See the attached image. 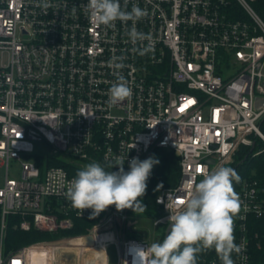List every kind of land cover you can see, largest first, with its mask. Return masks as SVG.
Segmentation results:
<instances>
[{
    "label": "built area",
    "instance_id": "2783aa9c",
    "mask_svg": "<svg viewBox=\"0 0 264 264\" xmlns=\"http://www.w3.org/2000/svg\"><path fill=\"white\" fill-rule=\"evenodd\" d=\"M255 1L120 0L122 10L137 5L148 12L135 27L151 39L134 44L126 36L131 21L95 25L81 7L88 0H50L47 9L41 0H0V264H30L32 251L43 264H55L54 242L5 252L9 215L21 218L22 230L50 232L70 228L73 217H93L91 209L72 207L66 191L75 176L48 166V157L81 168L122 157L128 171L134 157L147 159L156 148L175 151L178 183L158 193L163 215L151 218L157 229H167L170 211L182 207L205 169L230 162L240 145L253 147L254 139L262 143L255 155L264 152V20ZM148 46L151 51L140 55ZM119 56L125 57L119 72L132 95L110 106L108 90L116 80L110 61ZM11 163L18 166L17 179L8 177ZM259 192L256 180L237 192L242 206L234 236L241 252L232 254L234 264H254L256 236L248 220L264 215ZM95 217L79 237L103 251L104 264L111 244L117 264H134L133 249L152 244L127 236L136 230L128 209L111 205Z\"/></svg>",
    "mask_w": 264,
    "mask_h": 264
},
{
    "label": "clouds",
    "instance_id": "9594fccd",
    "mask_svg": "<svg viewBox=\"0 0 264 264\" xmlns=\"http://www.w3.org/2000/svg\"><path fill=\"white\" fill-rule=\"evenodd\" d=\"M39 6L47 9L53 5L50 0H41ZM81 7L95 25L113 27L117 20L125 24L131 21L133 26L126 36L134 44L151 39L135 27L148 15L146 9L133 5L131 11L122 10L120 0H88ZM71 11L75 15L77 7L74 5ZM149 51L150 46L140 49L139 54ZM124 59L119 56L110 61L116 75L108 90L110 106L132 95L131 87L119 72L125 67ZM158 162L153 157L144 160L134 157L128 161L129 170L125 171L122 157L104 166L93 161L77 171L69 182L66 197L81 213L91 209L93 217L111 205L118 211L145 212L147 206L141 198L146 194L147 181ZM114 167H118V171H113ZM201 175L199 182L193 181L182 207L169 210V231L163 241L133 249L134 264H197L198 255L208 250H214L222 264H234L232 254L241 252V246L235 243L234 220L241 211L242 201L234 190L233 181L239 183L241 177L235 169L224 166L211 171L205 169Z\"/></svg>",
    "mask_w": 264,
    "mask_h": 264
},
{
    "label": "trees",
    "instance_id": "16d2710c",
    "mask_svg": "<svg viewBox=\"0 0 264 264\" xmlns=\"http://www.w3.org/2000/svg\"><path fill=\"white\" fill-rule=\"evenodd\" d=\"M253 7L264 20V0H257L253 3ZM262 148V143L258 139H254V146L240 145L232 156L230 162L224 164V167H231L236 170L241 177L239 183L233 181V187L237 193L243 183L248 180H256L260 189L259 195L264 200V152L255 155V152ZM156 160L159 162L153 166L151 175L147 181V190L142 202L147 206L145 212L138 213L139 218H155L160 216L161 208L155 203V198L163 189L174 188L180 177L179 157L177 153L171 149L156 148L153 150ZM48 166H58L64 168L69 175L76 176L77 171L82 170L75 163L66 162L57 157H48ZM104 166V165H102ZM106 170H111L107 169ZM113 171H118L113 168ZM52 207L55 208V202L52 201ZM134 213L130 210V214ZM62 215H59L61 218ZM99 217L91 218H72V226L67 229H57L55 231H43L34 227L28 230L19 228L21 218L18 215H9L7 217L6 233L3 240L5 252L28 246L37 242H51L62 238L79 237L88 234L89 229L97 223ZM158 235L155 237L156 242H162L165 238L166 227H160ZM248 230L251 236H256L251 245V257L254 264L264 263V215L259 218L250 217L248 220ZM235 232V229H234ZM144 234L140 230L131 229L127 236L138 238V235ZM214 254L211 250L198 255L197 264H209L208 261ZM215 264H222L218 256ZM203 259L206 261L203 262Z\"/></svg>",
    "mask_w": 264,
    "mask_h": 264
},
{
    "label": "rangeland",
    "instance_id": "374dc122",
    "mask_svg": "<svg viewBox=\"0 0 264 264\" xmlns=\"http://www.w3.org/2000/svg\"><path fill=\"white\" fill-rule=\"evenodd\" d=\"M149 157L157 159L153 152ZM75 164L80 167L82 166L81 163ZM8 177L13 179L19 178V169L17 165L12 163L9 165ZM4 179L5 167H0V187H2ZM130 210L131 209H128L129 214ZM130 215L134 218H132V220L136 222L135 228L146 233V235H138V238L147 240L149 243H154L155 237L159 233V229L152 225V220L148 218H139L136 213H132ZM80 239L81 241L84 240V242H81ZM87 240L90 241V238ZM51 242H54L53 244L58 246L54 253L55 264H89L87 259L92 258L93 252L95 251V249L91 247V243L88 241L86 242V239H82V237H68ZM106 256L108 259L107 264H117L118 252L114 244L107 247Z\"/></svg>",
    "mask_w": 264,
    "mask_h": 264
},
{
    "label": "bare ground",
    "instance_id": "6f19581e",
    "mask_svg": "<svg viewBox=\"0 0 264 264\" xmlns=\"http://www.w3.org/2000/svg\"><path fill=\"white\" fill-rule=\"evenodd\" d=\"M54 257V256H53ZM89 264H104V253L102 250L95 249L93 252V257L87 259ZM30 264H43L42 257L37 251L31 252V263Z\"/></svg>",
    "mask_w": 264,
    "mask_h": 264
},
{
    "label": "water",
    "instance_id": "95a60500",
    "mask_svg": "<svg viewBox=\"0 0 264 264\" xmlns=\"http://www.w3.org/2000/svg\"><path fill=\"white\" fill-rule=\"evenodd\" d=\"M210 163H212V161H211ZM168 231H169V225H168V227H167V229H166V231H165V237H166V235L168 234Z\"/></svg>",
    "mask_w": 264,
    "mask_h": 264
},
{
    "label": "crops",
    "instance_id": "0c3cea01",
    "mask_svg": "<svg viewBox=\"0 0 264 264\" xmlns=\"http://www.w3.org/2000/svg\"><path fill=\"white\" fill-rule=\"evenodd\" d=\"M80 241H81V239H80ZM87 241L90 242L89 240L86 239V242H87ZM81 242H84V240H82Z\"/></svg>",
    "mask_w": 264,
    "mask_h": 264
}]
</instances>
